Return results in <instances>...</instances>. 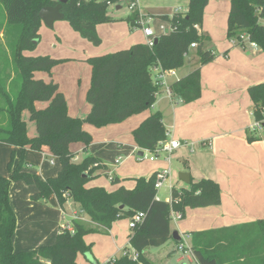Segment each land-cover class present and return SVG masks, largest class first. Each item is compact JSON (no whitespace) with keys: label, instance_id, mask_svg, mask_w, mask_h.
Returning a JSON list of instances; mask_svg holds the SVG:
<instances>
[{"label":"trees","instance_id":"trees-1","mask_svg":"<svg viewBox=\"0 0 264 264\" xmlns=\"http://www.w3.org/2000/svg\"><path fill=\"white\" fill-rule=\"evenodd\" d=\"M0 1L6 12V26L20 31L13 44V56L20 74L12 79L11 76L0 78V97L4 103L0 110L3 118L7 119L6 124L0 123V141L21 149L19 162L14 164L11 160L9 163V176L0 173V264H78V253H86L91 248L85 241L87 234L107 233L116 220L131 218L139 211L146 213L145 219L132 229L130 237V244L139 252V259L134 261L120 256L116 264H155L145 252L149 247H161L173 239L172 210L185 212L187 207L220 204L219 183L211 178H202L191 180L189 188L173 187L171 203L156 200V174L150 178H136L133 189L123 185L114 191L102 186L88 187L87 184L107 166L95 155L75 162L71 145L80 142L85 149L90 145L93 137L85 129L86 123L104 127L151 109L161 89L153 82L152 69L155 65H161L164 69L183 67L192 43L198 44L201 65L213 60L215 54L204 48L205 37L195 27L202 23L209 0H190L186 13L159 16L171 23L172 30L161 34L153 47L140 43L90 57L87 61L92 67V79L87 100L91 104V111L86 118L69 114L66 97L55 81L35 76L39 71L51 73L63 60L24 54V51L35 49L39 42L42 24L40 10L45 6L57 5L59 0ZM120 2L69 0L62 10L75 31L94 45H99L102 40L97 26L118 20L110 15L109 6ZM139 20V10L132 11L126 18L136 27L141 26ZM243 34H248L264 50V0H231L228 38L240 39ZM171 90L173 97L178 96L186 103L200 98L201 68L176 81L171 85ZM249 93L254 102L255 120L264 124V82L251 86ZM38 101L47 102V106L38 108ZM25 110L29 111L30 118L36 123V136L31 137L27 132L23 119ZM133 135L138 146L155 151L159 142L168 138L161 112L148 116ZM249 140H255V137L249 136ZM45 147L58 158L61 165L56 176L47 178L41 177L24 158L27 149L42 151ZM16 180L37 186V191L31 195L34 201H44L55 195L64 207L67 199H73L82 211L79 216H87L89 220L73 218L75 232L61 229L53 244L15 251L13 237L17 229V215L10 200V187ZM111 180L114 184L120 182L116 176H112ZM252 228L257 229V237H263L262 242H258L260 237L251 240ZM244 230L249 233L240 237ZM192 249L198 264H264V219L195 232Z\"/></svg>","mask_w":264,"mask_h":264},{"label":"crops","instance_id":"crops-1","mask_svg":"<svg viewBox=\"0 0 264 264\" xmlns=\"http://www.w3.org/2000/svg\"><path fill=\"white\" fill-rule=\"evenodd\" d=\"M135 1L137 8L146 16L148 24L152 26L153 23H157L153 28L157 37L172 30L171 23L159 16L173 15L177 10L186 13L190 3V0ZM119 6L117 10L122 8L121 5ZM230 8L231 0H209L204 10L202 23L198 25L200 34L205 37L204 47L207 42L206 44L211 45L209 50L215 54L213 60L204 65L200 63L196 67H191L189 71L179 74L181 67L176 69L177 76L168 77V82L172 85L177 78L182 79L192 70L200 67L202 86L200 98L186 103L178 96L170 97L163 87L156 95L154 106L144 111H149L148 115L130 117L136 119L132 124L129 122L131 119L101 128L87 126L86 123L84 127L94 134V141L86 149L80 142L71 145V149L75 152L73 158L75 162H81L85 158H82L80 153L84 154L92 150L93 154L100 156L99 158L107 166L106 170H100L99 175L87 184L88 187L102 186L108 191H114L123 185L128 189H133L136 186V178H150L161 170L170 169L169 178L165 183L170 190L166 200H170L173 187L178 189L190 187V183L184 182L180 177L181 183L176 185L174 160L184 167L183 169L176 167V169L190 173L191 180L211 178L219 183L220 204L199 208L187 207L185 212H182L183 218L175 221L174 226L171 222L172 232L177 231L181 239L178 241L173 238L161 247L166 249L168 246V249L173 248L172 251H178L174 260L176 264H184L185 261L197 262L194 254L179 249L181 242L192 247L193 233L233 227L264 219V132L261 131L259 134L264 124L258 128L254 127L259 122L255 120L254 102L249 93L251 86L264 82V50L259 46L253 47L247 44L241 47L232 44L228 38ZM146 9L153 13L147 12ZM110 15L120 19L114 13ZM5 16L6 12L0 1V61L3 60L2 57L9 59L5 61H13L6 24L2 27ZM60 21L63 20L56 21L52 28L42 21L37 47L24 51V54L34 57L50 56L63 60V62L74 60L86 66L90 57L127 49L135 44H145L147 41L142 26L136 27L126 20H118L97 26V32L102 41L101 44L94 45L75 31L69 22ZM3 46L6 51L1 53ZM191 49L197 50V47ZM86 75L87 79H85L81 94L73 96V92L65 85L70 84L65 83L61 78V76L64 77L63 74L35 73L37 78H43L46 81L53 80L59 85L66 97L69 114L79 118H86L91 111V104L87 99L85 100L91 86V83L89 84L90 74ZM79 76H75V83ZM46 106L47 102H43L37 107ZM158 111L161 112L163 123L168 130V139L181 140L183 145L171 154L161 153L156 159L151 160L149 150L138 146L133 132L148 116ZM0 122L2 124L7 122L1 110ZM129 134L131 135L128 136ZM36 135L37 132L31 137ZM249 136L255 137V140L250 141ZM102 145H111L117 156L114 165L111 166L115 168L113 173L106 157L101 153ZM46 149L45 147L43 151H38L41 153L35 161L36 164L27 160L30 167L38 166L36 172H40L39 175L43 178L47 177L48 171L53 169L52 167L46 168L44 164V159L49 157ZM0 150L2 151L0 173L3 175L5 174L3 166L6 167V160L9 162L11 152H21V149L0 141ZM29 151L36 150L27 149L25 154L28 155ZM140 152H143V155H140ZM123 153L125 155H122ZM123 156H126L124 164ZM140 156L142 158H139ZM118 159L120 162L117 163ZM121 164H123L122 167H116ZM52 165L54 166L55 163ZM59 167L60 170L61 165ZM111 176H116L120 182L114 184ZM17 181L21 180L13 181L10 187V200L17 215V229L13 237L15 251H28L53 244L62 227L74 217L82 215L81 209L71 198L67 199L64 207L60 205L55 195L49 198L50 203L48 204L32 200L31 195L37 191L35 185V188L32 187L31 190L28 188L26 197L22 199L24 204L19 205L16 201L19 196L17 187L12 191L13 183ZM11 192H13V197ZM85 219L88 221L89 217L85 216ZM132 234L129 218L116 220L107 233L87 234L85 241L91 248L86 253H78L77 263L105 264L113 256H121L123 248L130 245ZM150 249L152 247L145 252L148 258H150L148 254ZM166 255L164 256L168 259L175 257L168 251Z\"/></svg>","mask_w":264,"mask_h":264},{"label":"rangeland","instance_id":"rangeland-1","mask_svg":"<svg viewBox=\"0 0 264 264\" xmlns=\"http://www.w3.org/2000/svg\"><path fill=\"white\" fill-rule=\"evenodd\" d=\"M119 5H121L122 8L120 10H117V6H119ZM146 11L150 12L151 10L149 11L148 9H146ZM109 13L110 14L114 13L117 16H119L120 19L116 18L118 20H126V18L132 13V10L129 8V0H121V2L119 4H110ZM151 13H153V12L151 11ZM60 22H69V21L64 19L63 21H60ZM5 24H7L6 16L4 18V24L2 25V27ZM156 24L153 23L152 27L153 28L156 27ZM7 30H8V36H9V41H10V43H9L10 54L13 56L14 52H15V46H13V44H14L15 40L18 38V36H19L18 34H20V31L19 30H12V29H10V26H9V28H8V26H6V31ZM206 43H205L204 48L206 50H209L211 45L206 44ZM5 51H6V48H5V46H3L1 49V53H4ZM2 59L3 60L0 61V78L1 79L7 78V76H11L10 79H12L16 74H20V70H19L18 65L16 64V62L14 60V56H13V61H5V60H9V59H5V57H2ZM85 63L86 62H84V64ZM198 64H200V57H199L198 51L196 49H191L189 57L187 55L186 61L183 65L182 69L179 71V74H183V72H186L187 70L189 71V69L191 67H196V65H198ZM51 72H52V74H57V75L63 74L64 75V77L61 76V78L65 83L70 84V85H67V84H65V85L67 86V88L71 92H73V94H72L73 96H78L81 94L82 88L85 85V79H87L86 74H90L89 84L91 83V79H92V68H91L90 64L88 63L86 66H83L82 63L78 64L74 60L73 61H64V62L62 61V62H60L58 64L57 68H55ZM36 73L37 74H46V75L50 74L49 72H46V71H39ZM77 75L78 76L80 75V76L77 78L76 83H75L74 78ZM63 81H62V83H63ZM86 99H87V97L85 96V100ZM3 104L4 103L0 97V106H2ZM39 104H43V102L38 101L37 106H39ZM142 114L146 116L149 114V111L133 115V116H131V118H136L137 116H143ZM23 118L26 120L27 132H28V134H30L29 136L36 134V132H37L36 123H35V121H33L30 118V114H29L28 110H25L23 112ZM131 118L129 117L128 120ZM134 120H136V119H131V121H129V122L132 124L134 122ZM0 123H2V122H0ZM86 125L87 126L92 125V126L96 127L95 125L90 124V123H87ZM94 127H92V128H94ZM97 128H101V127H97ZM261 131L264 132V127L261 128L259 134L261 133ZM90 134L94 138V134L93 133H90ZM130 135L131 134H129L128 136H130ZM93 141H94V139L92 140V142ZM91 143H90V145H91ZM102 146L103 147H102L101 153H102V155H104L106 157V161L108 162V166L113 173L115 171V168H112L111 166L114 165V161H115L117 156H116L111 145H102ZM46 150H47L46 153L48 154L49 157L44 159V164H45L46 168H48V167L53 168L52 171H48L47 177H53V176H56V174H58L57 172L60 168L59 167L60 162H59L58 158L55 157V165L53 166L51 159L54 156L52 155V153H50L48 151V149H46ZM40 153H38V151H29L28 155H26V154L24 155V158H25V160L32 161L34 164H36L35 161H37V158L40 156ZM1 155H2V151L0 150V157H1ZM88 155H94L93 151L92 150L86 151V152H84V154H83V152L80 153V156L82 158H84ZM122 155H125V153H123ZM95 156H98V155L95 154ZM98 157H100V156H98ZM123 157H124V161H123V164H124L126 161V156H123ZM20 158H21V152H14V151L11 152L9 162H8V160H6V162H5L6 167L3 166V171L5 173V174H3L4 176H7V177L9 176V170H10L9 163H10V161L13 160L14 163H17V162H19L18 160H20ZM123 164L116 165V167H118V166L122 167ZM174 164H175L174 175H175L176 185H180L181 182L179 181V177H180L179 174L181 173L182 170H180L179 168L183 169L184 167L182 165L178 164L177 162H175V160H174ZM34 167L38 171V166L34 165ZM176 167H179V168L176 169ZM39 173L40 172H38V174ZM47 177H45V178H47ZM13 184L14 185L12 187V191L17 187V191L19 192L18 193V195H19L18 199H16L17 203L19 205L21 203L24 204V201L22 199H24L26 197V194L28 192V188H30V190H31L32 187L35 188V186L31 185V184L23 183L22 181H17ZM19 186H21L20 187L21 189L18 188ZM169 191L170 190L166 184L164 187H162L160 189L159 193H160V196L162 197V200L163 199L166 200V197L169 195L168 194ZM11 193H12V197H13V192H11ZM49 198H47L45 201H43V204L50 203ZM172 224L174 226L175 221H172ZM250 230L253 233L251 240H254L256 238L258 240V238L260 237L258 242L260 243L263 241V237L261 235L260 236L258 235L259 237L256 236V232H257L256 228H252ZM246 231L247 230L241 231L240 237H244V236H246V234L249 233V231L248 232H246ZM248 240H249V238H248ZM172 249L173 248L168 249V246H166V249L162 248V247H152V249H150V253L148 252V254H149L151 260H153V262L155 264H176V262H174V260H175L176 256L178 255V254H176L178 251L175 252V251H172ZM166 251H168L169 254H171L172 256H175V257H173L171 259L165 258L166 256H168V254L166 255ZM164 255H166V256H164ZM172 259H173V261H172ZM184 264H198V263L196 261H193V262L185 261Z\"/></svg>","mask_w":264,"mask_h":264},{"label":"built area","instance_id":"built-area-1","mask_svg":"<svg viewBox=\"0 0 264 264\" xmlns=\"http://www.w3.org/2000/svg\"><path fill=\"white\" fill-rule=\"evenodd\" d=\"M129 8L134 11V10H139L140 12V24L143 28L144 34L147 37V41L146 44L150 47H153L155 44V40L156 38H158L155 33H154V29L152 26H150L148 24V20H146V16L141 13L140 9L137 8V3L135 0H132L129 3ZM175 13H183L180 12L179 10H177ZM196 28H199L198 25L195 26ZM232 44L236 45V46H241V47H245L247 44L253 47H258L257 43L255 41H252L250 39V36L248 34H243L241 35L240 39H229ZM197 43H192L190 46L191 48H196L197 47ZM190 51V50H189ZM189 55V52L186 53V56ZM152 76H153V82L156 86H159L160 88H165L168 95L170 97H173V93L171 90V84H169L168 82V77L170 76H177V70L175 68L172 69H164L161 65H155L152 69ZM180 79L177 78V81H179ZM159 93V92H158ZM157 93V94H158ZM261 123H256L255 124V128L261 127ZM208 143V142H207ZM183 144L181 142V140L178 139H166V140H162L159 142V146L155 151H150V159L154 160L156 159L161 153H168L171 154L173 153L175 150H177L179 147H181ZM55 156L52 157L51 162L52 164L55 163ZM139 158H142L141 156ZM120 162V159L117 160V163ZM169 174H170V169H164L161 170L159 172H157L156 174V183H155V187L157 189V194H156V200H162V197L160 196V189L162 187L165 186L166 181L169 178ZM112 179V176L110 177ZM168 202H172L173 199L170 200H166ZM146 213L143 211H139L138 213H136L133 217L129 218L130 221V228L134 229L138 224L142 223L145 219ZM181 218H183L182 212L181 211H175L172 210L171 212V220L172 221H178ZM74 219H84L83 217L80 216H76L74 217ZM62 229L68 230L71 233L75 232V227L72 221L66 223ZM179 249L181 250H186L188 252H190L191 254L193 253V249L192 247H190L187 243L185 242H181L179 244ZM121 256H127L128 258L137 261L139 259V252L130 244L127 247L123 248V252ZM120 257V256H119ZM118 256H113L112 258H110L106 263L108 264H116L118 258ZM105 263V264H106Z\"/></svg>","mask_w":264,"mask_h":264},{"label":"water","instance_id":"water-1","mask_svg":"<svg viewBox=\"0 0 264 264\" xmlns=\"http://www.w3.org/2000/svg\"><path fill=\"white\" fill-rule=\"evenodd\" d=\"M68 2H69V0H59V3L55 6L43 7L39 12V16H40L41 20L47 26L52 28L56 21L65 19V13L63 12L62 9H63L64 4H66ZM118 7H120V6H118ZM157 41L158 40L156 38L155 42H157ZM140 155H143V152H140ZM180 179L186 183H190L191 182V174L188 172H181L180 173ZM173 238L178 240V241L181 239V237L179 236V233L177 231L173 232Z\"/></svg>","mask_w":264,"mask_h":264}]
</instances>
